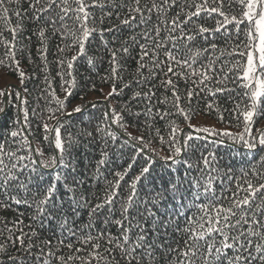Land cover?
I'll return each instance as SVG.
<instances>
[{
    "label": "snow or ice",
    "instance_id": "6c2138e0",
    "mask_svg": "<svg viewBox=\"0 0 264 264\" xmlns=\"http://www.w3.org/2000/svg\"><path fill=\"white\" fill-rule=\"evenodd\" d=\"M25 20L46 75L31 110L27 87L0 89V113L18 112L0 132V213H31L0 215V264H264V0H0V66L22 86ZM81 63L83 90L110 85L95 126L72 118L99 100L68 107ZM213 113L242 130L192 122Z\"/></svg>",
    "mask_w": 264,
    "mask_h": 264
},
{
    "label": "trees",
    "instance_id": "16d2710c",
    "mask_svg": "<svg viewBox=\"0 0 264 264\" xmlns=\"http://www.w3.org/2000/svg\"><path fill=\"white\" fill-rule=\"evenodd\" d=\"M23 7L27 8V4L26 3L23 4ZM17 23H18L17 18L14 15L10 16L11 26H15ZM210 23H214V22L210 21ZM3 28H4L3 22L0 21V30H3ZM35 29H36L35 24L29 22L28 20H25L24 31L19 36V42L20 44L23 45V52L17 51L16 58L20 60V65H19L20 70H22L25 73V84L23 86L20 84L19 76L14 66H10V67L0 66V75H7L15 80V83L12 84L15 87L10 89L12 93H14L16 90H20L21 92H23L24 87H27L29 110H31L33 107H36V97L39 95L40 88L44 87V76L46 75L45 72L40 71V69L43 67L41 55L38 52V49L41 48V44L38 37L33 34ZM3 36L6 37L9 41H11L10 31H6V30L3 31ZM57 43H58L57 40H50L48 42V52L46 53L47 61H48L47 75L52 80V86L56 91V95L59 98L63 99L65 93L61 90L60 87L61 80L60 77L56 75V72L58 71V67L54 63V61L57 59V51H56ZM5 51L6 49L4 45L0 44V59H4ZM100 52L102 54V49L100 50ZM73 54H74L73 52L67 53L69 57ZM97 64L99 66L100 75H104L105 71L108 68L107 56L106 55L104 56V62L102 65L99 63V59L97 60ZM86 69H87L86 63H81L76 66V74H77V80L79 86L75 89L74 96L69 98L71 100V103L69 104L68 107L69 110H71V108L77 104H83L85 102L99 100L100 103H98L95 108L89 107L87 111L84 112L83 116H73L72 118L77 124H79V121L81 119L86 120L87 118L91 117L93 126H95L102 117L103 112L106 111L103 98H104V94L110 90V85L101 83L99 77L93 75L92 79H94L96 82L97 90L96 91L83 90L82 86L84 84L85 78L89 76V72ZM81 97H83V100L81 99ZM126 98L127 97H117L114 100L110 101L109 103L118 105L119 103L122 102L123 99ZM40 103L41 105H43L44 101H40ZM17 114H18L17 108L13 106V104H9L7 106V111L5 113H0V132L6 131L8 128L11 127L12 121L16 119ZM20 115L22 118V113H20ZM180 119H182V117ZM196 119H200V121L198 122V120ZM30 120L32 124V130H35L37 120L31 118V111H30ZM195 120L197 122H195ZM210 120L221 126H225L232 132H238L242 130V128H238V127L230 128L227 122L225 123L217 122V118L214 113L211 115L199 114L193 119L192 122L200 125H208L207 123H209ZM232 123L235 124L236 121L233 120ZM261 126H264V120H261L258 123H256L253 127V131H255L256 127H261ZM221 130L223 129L221 128ZM129 131L132 132L133 135L140 134L136 127L129 128ZM37 135H41V133H37ZM126 159L127 157H125V160ZM117 163L120 164L123 163V161H117ZM132 175H135V172H133ZM111 178L112 177H109V179ZM131 178H132L131 175L127 177L128 180H131ZM19 213H24L23 218L25 220V223H28V216H30L31 213L29 211H25L23 207H21L18 212L13 210L7 213H0V215H6L8 219L11 220L13 218H19ZM113 231H115V229H113Z\"/></svg>",
    "mask_w": 264,
    "mask_h": 264
},
{
    "label": "rangeland",
    "instance_id": "374dc122",
    "mask_svg": "<svg viewBox=\"0 0 264 264\" xmlns=\"http://www.w3.org/2000/svg\"><path fill=\"white\" fill-rule=\"evenodd\" d=\"M15 83V80L13 79V78H11V77H9V76H7V75H0V89H3L4 88V86H5V84H10V85H12V84H14ZM200 119H201V117H200ZM200 119H196V120H198V122L200 121ZM195 120V122H197ZM208 120V119H207ZM194 123V122H193ZM195 124V123H194ZM208 125H214L216 128H218V129H226V127L225 126H221V125H219V124H217V123H215V122H213V121H211L210 120V122L209 123H207Z\"/></svg>",
    "mask_w": 264,
    "mask_h": 264
}]
</instances>
